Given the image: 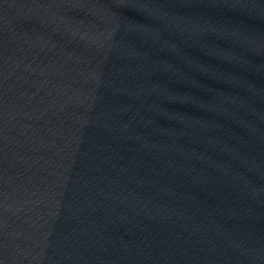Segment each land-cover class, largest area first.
<instances>
[{"label": "water", "instance_id": "95a60500", "mask_svg": "<svg viewBox=\"0 0 264 264\" xmlns=\"http://www.w3.org/2000/svg\"><path fill=\"white\" fill-rule=\"evenodd\" d=\"M0 264H264V0H0Z\"/></svg>", "mask_w": 264, "mask_h": 264}]
</instances>
